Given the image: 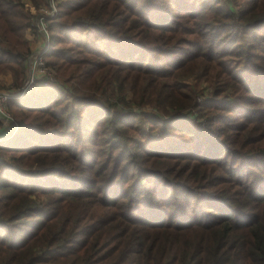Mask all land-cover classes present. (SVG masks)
Segmentation results:
<instances>
[{
	"label": "trees",
	"instance_id": "16d2710c",
	"mask_svg": "<svg viewBox=\"0 0 264 264\" xmlns=\"http://www.w3.org/2000/svg\"><path fill=\"white\" fill-rule=\"evenodd\" d=\"M49 1L0 0L13 89ZM240 3L59 2V82L0 121V264H264V0Z\"/></svg>",
	"mask_w": 264,
	"mask_h": 264
},
{
	"label": "built area",
	"instance_id": "2783aa9c",
	"mask_svg": "<svg viewBox=\"0 0 264 264\" xmlns=\"http://www.w3.org/2000/svg\"><path fill=\"white\" fill-rule=\"evenodd\" d=\"M35 11L38 12L33 17L30 27L34 31V33L44 36V45L42 49H37L35 51L31 50L28 54V68H30L31 70V73L29 71L30 81L22 83L20 87L15 89L0 91V121L4 126V135L6 138L12 137L19 127L18 122L14 119L12 113L7 107L8 100L23 98L33 89L34 81L40 75L46 77V80L44 82L46 83L45 86H49L51 80L54 79L52 67L47 65L44 53L45 50L48 49L51 41L49 20L57 14V4L54 0H50L49 4L42 5ZM1 136L2 134L0 133V139L2 138Z\"/></svg>",
	"mask_w": 264,
	"mask_h": 264
},
{
	"label": "rangeland",
	"instance_id": "374dc122",
	"mask_svg": "<svg viewBox=\"0 0 264 264\" xmlns=\"http://www.w3.org/2000/svg\"><path fill=\"white\" fill-rule=\"evenodd\" d=\"M54 1L57 4V10H59V6L58 5H59V2L61 0H54ZM240 1L241 0H230V4H231V6H232V8L234 10H239V8L241 6ZM34 12L37 13L38 11H35L34 10ZM50 34H51V31H50ZM26 36H27V40H28V45L30 47V51L31 50H34L35 51L37 49H42L43 48L44 40H45L44 36H42L41 34L34 33V31L31 28H27ZM46 51L47 50H45V53H44L45 59H46ZM52 70H53V74H54V79L51 80L50 85L49 86H45L46 83H44V82L46 80V77H43V76L40 75L34 81V87H33V89L35 88V90H36V88L41 87L42 85H44V87H48V88H50V87L51 88H55L56 85H57L56 83L59 82V77H58L59 72H57V70H56L55 67H52ZM29 71L31 73L30 68H28L27 74H26L25 79L23 80L22 83H25L27 81H30V73H29ZM13 81L14 80H13V77H12V72L10 70H8V69L0 70V82L5 85L3 88H0V91H7V90L13 89L11 87V85L13 84ZM185 82L189 83L193 88H195L194 87L195 85L196 86L198 85L199 92H198V95H197L196 99H197L198 102H202V104L206 100L205 98H208V97H210L212 95L213 85H212L211 82H209L208 80H206L204 78H201V77L200 78H195L194 75H189V76L186 77ZM113 98L116 99V96H113ZM204 106H205L204 107L205 109L208 108L207 105H204ZM7 107H8V104H7ZM145 108H147V110L149 112H152V113L159 112V109L158 108L153 107V106H150V105H146ZM8 109L12 113L14 119L16 120V118H15L12 110L9 107H8ZM137 123L140 126L145 127V129H147V130L149 129L148 124L145 123L140 118L137 119ZM149 139L154 140L151 136L149 137Z\"/></svg>",
	"mask_w": 264,
	"mask_h": 264
}]
</instances>
